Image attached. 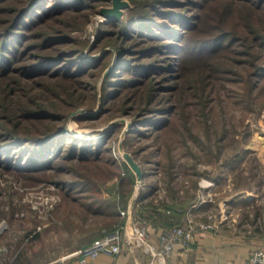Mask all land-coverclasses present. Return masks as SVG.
Instances as JSON below:
<instances>
[{
	"label": "trees",
	"instance_id": "obj_1",
	"mask_svg": "<svg viewBox=\"0 0 264 264\" xmlns=\"http://www.w3.org/2000/svg\"><path fill=\"white\" fill-rule=\"evenodd\" d=\"M107 1L0 0V88L10 92L24 86L29 90L35 82L52 80L49 89L54 98L61 99L55 83L72 92L75 84L78 88L85 84L93 94V101L86 107L92 108L101 81L103 113L96 117L79 114L74 118L81 123H95L105 113L124 108L132 96H138L137 106L127 105L122 110L130 113L142 108L128 139L148 138L152 131L168 132L180 122L189 124L192 115L195 116L194 105L206 108L213 95L222 100L229 94L246 103V108L253 103L264 107V0H132L134 6L129 9L127 21L110 19L106 27L99 28L91 47L95 52L113 44L116 50L109 49L97 59L89 60L83 54L88 42L70 37L67 31L82 28L97 6ZM64 17L74 21H66ZM47 23L59 27L41 31ZM74 43L81 47H67L58 52L60 44ZM115 55L113 70L103 75ZM194 73L196 78L191 77ZM83 94L79 95L83 98ZM193 95L196 100L190 102L189 96ZM29 101V106L22 108L10 103L12 107L0 113V169L19 178L44 181L49 180L52 169L59 175L65 169L75 171L71 166L76 163L83 164L82 170L71 171L76 179L62 185L63 196L81 200L86 215L89 212L109 218L108 230L122 226L120 214L134 192L136 175L107 146L121 124L105 130L102 136L77 135L69 131L70 113L63 108L54 103L51 106L40 103L31 108L35 103ZM81 104L79 98L73 108ZM116 104H121L120 108L116 109ZM229 138L228 147L237 148L232 145L234 137ZM179 142L185 145L179 138L175 143L165 142L169 146L165 156L169 164L165 168L170 174L173 195H179L172 183L174 170L181 165V158L174 151ZM226 148L220 144L218 152L221 155L225 151L229 159L231 150ZM237 150L224 165L228 170L239 166L249 153L244 147ZM146 162L149 163L148 158ZM124 166L125 175L120 169ZM116 177L119 182L110 188V197H103L102 187ZM255 177L254 174V180ZM220 179L216 177L215 181ZM257 183L261 185L260 180ZM182 202L188 203L186 199ZM259 229L262 228H255L254 232Z\"/></svg>",
	"mask_w": 264,
	"mask_h": 264
},
{
	"label": "rangeland",
	"instance_id": "obj_2",
	"mask_svg": "<svg viewBox=\"0 0 264 264\" xmlns=\"http://www.w3.org/2000/svg\"><path fill=\"white\" fill-rule=\"evenodd\" d=\"M129 2L130 8H132L134 6L132 0H129ZM110 6V0L99 4L91 16L81 25L82 28H72L67 31L70 37L88 42L83 54L89 60L97 59L109 49L116 50L115 45L108 44L98 51H91L93 43L97 40L99 28L101 26L106 27V23L112 19L100 11L103 7L109 8ZM130 8L125 9L121 16L116 17V20L127 21ZM62 19L66 21L73 20L67 17ZM77 20L75 22L79 23ZM79 20L82 21L83 19ZM55 26L59 27L56 23ZM56 27H53L52 23H47L42 27L41 31H53V28ZM108 27L110 28L111 26ZM34 39L38 40L40 38L34 37ZM78 44L74 43L73 46H70L71 44H60L57 49L58 52H61L69 47H81ZM95 55H98V57L94 58ZM114 58L112 65L104 71L103 75L110 68V71L113 70L117 55ZM191 77L196 78L197 75L194 73ZM183 78L185 79V77ZM183 78L181 82L185 83L186 80L184 81ZM193 80L196 82L195 79ZM38 81L40 82L41 80ZM50 83H52V80H42L40 83L35 82L33 87L28 85L29 90L23 86L10 92L7 88H0V113H6L5 109L12 107L10 103H17V105H21V108L22 106L26 107L31 99L35 103L34 106H30L31 108L40 105V103L49 104V106L54 103L58 108H63L65 113H70L67 119V126L70 132L77 135L93 136L92 134H96V136H102L105 130L121 124V128L109 139L107 146L112 147L120 162H126L123 156L125 152L136 155L135 159L142 165L147 175H150V179L154 178V181L157 180L154 195H157L160 201L172 199L171 195L174 192H172L169 184L170 174L165 168V165L169 164V159L165 157L169 146L167 148L165 142L168 145L169 143H175L179 138L184 141L185 145L179 142L174 148L175 155L181 158V165L174 170L173 175L175 174V177H172L174 179L172 183L176 186L180 195L179 199L192 201L193 199H187L196 197L201 191L202 195L212 201L210 204H212L211 207L214 211V208H219L220 201L227 196V193L230 191L248 190V187L256 186L258 184L257 181L260 180V189L262 191L261 208L263 207L260 213L261 220L253 224L251 214L255 213L254 209L244 204L241 210L233 211L232 215L234 216L231 217L234 218L237 228L245 232H254V228L260 222L264 226V107L259 108L257 104L253 103L251 104L252 108H246L244 106L246 103L236 101L229 94H225L222 100L215 98V95H213L212 99L209 96L211 100L206 104V108L202 109L201 106L203 105H194L196 106L195 116L193 117L192 115L189 124L180 122L177 128L170 129L168 132L152 131L151 136H148V138L145 136L143 138L131 137V139H128L130 131L134 127V119L141 115L142 108L132 109L130 113H122V110L127 105V107L137 106L138 96H132L125 102L124 108L116 110V113H105L95 123L87 121L81 123L74 118L76 115H73V113L85 110V113H78L77 115H90L98 107L102 108L101 81H99L98 86V99L95 100V106L92 108L86 107L93 101V94L85 84H82V87L79 86V88L75 84V89L72 92L61 83H55V88L61 93L59 96L61 99H59L54 98L51 93L50 89L52 86H49ZM236 88L238 87L236 86ZM80 93H84L83 98L79 95ZM79 98L82 100V104L73 108V104L79 101ZM125 98H127V95ZM194 100H196L195 95L189 96L190 102ZM195 103L201 104L202 102L196 101ZM119 105L121 104H116L115 108H120ZM204 124H206L207 128H204ZM225 132L227 134H222ZM229 137H234L232 145L237 147L235 148L236 150L244 147V149H248L249 153L239 166L228 170L224 165L232 158L235 152L233 147L231 150L227 145L230 140ZM197 143L200 144L198 145ZM220 144H225V148L227 147L225 150H231L229 159L226 158L227 154L225 151L223 152L224 154H219ZM201 147L204 149L202 150ZM184 150L187 151L186 154L181 155ZM153 151L156 152L153 154ZM147 158L149 163L146 162ZM128 166L126 165L127 168ZM71 167H74L75 171H79L82 170L83 164L76 163ZM126 167L120 168L124 175L127 171ZM71 171L77 172L65 169L63 173L58 175L52 169L50 176L47 177L49 180L38 181L36 178H19L14 173L0 169V226L3 225L4 228L3 237L1 236L0 239L7 241L6 243L10 244L13 247L12 249L16 250V253L18 252V258H25L27 260L26 264H38V261H36L38 257L46 259L44 264H59L58 261L56 262V258L59 257L57 255L65 249L68 250H65V252H72L71 241L75 239L76 233L82 234L87 239L104 233L109 228L106 226L109 218L89 212L86 215V207L82 205L81 200L76 199V201L71 196H63L62 185L65 182L76 179ZM134 174L136 175L135 172ZM254 174L256 176L255 180L253 179ZM216 177H221L220 181H215ZM118 182L119 180L116 177L104 185L102 187L103 197L109 198L110 188ZM134 186L135 190L136 183ZM75 194L73 193L74 196H76ZM256 209L255 211L257 212ZM36 236L38 240L34 238ZM261 238H264V235ZM66 242L70 243V247H65Z\"/></svg>",
	"mask_w": 264,
	"mask_h": 264
},
{
	"label": "crops",
	"instance_id": "obj_3",
	"mask_svg": "<svg viewBox=\"0 0 264 264\" xmlns=\"http://www.w3.org/2000/svg\"><path fill=\"white\" fill-rule=\"evenodd\" d=\"M145 174L143 180L136 179V189L127 208L120 214L123 224L119 227L123 228L124 238L119 255L100 254L96 258L79 256L78 252L85 245L101 237L103 233L87 239L76 233L75 239L71 241L72 252H65V249L57 255L59 257L56 262L65 258L66 264H247L254 250L264 249V238H261L264 235V226L261 222L255 227L262 228L259 231L245 232L237 228L234 218L231 217L234 216L233 211L241 210L244 204L254 209L255 213L251 214L253 224L261 220V185L257 184L245 191H230L220 201L219 208H214L213 211L210 204L212 201L202 195L201 191L196 197L188 198L187 200H193L188 201L187 205L182 202L185 199H179L180 195L172 194V199L160 201L154 195L157 180L154 181V178L150 179V175L146 172ZM171 204L176 206L172 207ZM177 225L192 227L193 237L186 242L175 243L173 250L168 252L162 236L167 229ZM136 228L145 230V243L138 242ZM3 233L2 225L0 238ZM34 238L38 240L37 236ZM6 242L0 239V264H26L27 260L18 258V252ZM69 244L66 242L65 247H70ZM45 260L42 257L36 258L38 264L46 263Z\"/></svg>",
	"mask_w": 264,
	"mask_h": 264
},
{
	"label": "built area",
	"instance_id": "obj_4",
	"mask_svg": "<svg viewBox=\"0 0 264 264\" xmlns=\"http://www.w3.org/2000/svg\"><path fill=\"white\" fill-rule=\"evenodd\" d=\"M140 185H144L143 182H139ZM54 199V198H52ZM55 200V199H54ZM137 240L139 243L146 242V232L142 228H136ZM193 237V228L183 227L177 225L169 228L162 236V240L165 243V249L168 252L173 250L174 244L177 242H186ZM124 234L122 227H116L109 229L103 233V235L95 239L92 243L85 245L78 255L83 258L91 257L96 258L100 254H106L110 256H117L122 252V242ZM67 259L59 260V264H66ZM162 264H170L163 262ZM247 264H264V249L259 248L254 250Z\"/></svg>",
	"mask_w": 264,
	"mask_h": 264
},
{
	"label": "water",
	"instance_id": "obj_5",
	"mask_svg": "<svg viewBox=\"0 0 264 264\" xmlns=\"http://www.w3.org/2000/svg\"><path fill=\"white\" fill-rule=\"evenodd\" d=\"M110 1H111V6L109 8L103 7L100 12L104 15L110 16L112 19H116V17L121 16L124 10L130 8L131 6L129 0H110ZM97 57L98 55L94 56V58ZM110 70L111 68L108 71ZM84 111L85 110H79L78 112L73 113V115H77L78 113H85ZM101 112H102V108L98 107L95 111L90 113V116L93 117L99 116ZM123 156H124V160L129 164L130 168L136 173L138 180H143L146 174L142 165L135 159V156L129 152H125Z\"/></svg>",
	"mask_w": 264,
	"mask_h": 264
}]
</instances>
